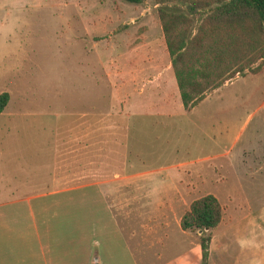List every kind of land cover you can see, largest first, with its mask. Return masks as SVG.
Returning <instances> with one entry per match:
<instances>
[{"label": "rangeland", "instance_id": "rangeland-1", "mask_svg": "<svg viewBox=\"0 0 264 264\" xmlns=\"http://www.w3.org/2000/svg\"><path fill=\"white\" fill-rule=\"evenodd\" d=\"M163 1L169 12L190 19L188 27L178 25L188 37L200 25L209 28L204 16L215 4H205L212 0H196L194 14L189 9L193 0ZM159 6L156 0H0V93L8 95L0 113V166L3 163L2 169L9 172L4 176L10 183H27L34 191L50 187L53 176L55 186L69 187L111 177V166L113 171L124 167L139 171L195 160L223 145H203L200 132L217 135L222 123L227 126L224 136L239 131L252 141L264 133V58L250 63L259 67L254 73L244 69L224 77L193 109L198 101L182 107L181 115L161 116L157 125L125 124L126 98L141 87L142 80L137 82L136 76L169 61L157 16ZM143 11L151 28L156 26L153 36L158 40H152L151 47L141 46L140 29L131 27ZM143 53H155L156 61L149 62L148 57L142 62ZM133 54L139 58L131 60ZM189 56L191 79L197 85L205 83L207 74L212 76L216 66L213 63L207 69V64L215 56L221 63L229 60V53L222 51L197 54L195 49ZM205 110L212 116L208 127L192 126L194 113ZM193 165L205 169L204 162ZM236 170L237 166L232 168L227 182L234 181ZM164 173L166 180L186 183L182 205L167 208L178 215L185 202L201 194L193 189L189 173L175 175L172 168ZM23 190L17 187L13 193Z\"/></svg>", "mask_w": 264, "mask_h": 264}, {"label": "crops", "instance_id": "crops-1", "mask_svg": "<svg viewBox=\"0 0 264 264\" xmlns=\"http://www.w3.org/2000/svg\"><path fill=\"white\" fill-rule=\"evenodd\" d=\"M142 14L131 27L140 29V45L151 47V41L158 40L153 36L156 26L152 32L147 14ZM148 57L156 61L155 53H143L139 59L145 62ZM138 77L141 87L126 98L127 126L157 125L161 116L182 114L169 61L162 68L144 69ZM194 114L191 125L196 128L212 121L206 110ZM226 128L222 123L217 135L200 131L202 144L223 145L195 160L139 171H113L111 166V177L69 187L55 186L52 176L50 187L32 191L27 183H10L2 163L0 264H199V231L179 226L182 213L199 196L185 202L178 215L170 213L169 205H182L186 183L166 180L163 172L168 168L176 169L175 175L189 173L193 189L200 196L213 195L219 203L220 219L210 232L206 264H264V133L251 141L239 131L224 136ZM197 162H204L205 169L194 167ZM236 166L234 181L227 182ZM123 173L129 176H119ZM205 182L212 186L205 188ZM17 187L25 190L16 195Z\"/></svg>", "mask_w": 264, "mask_h": 264}, {"label": "trees", "instance_id": "trees-1", "mask_svg": "<svg viewBox=\"0 0 264 264\" xmlns=\"http://www.w3.org/2000/svg\"><path fill=\"white\" fill-rule=\"evenodd\" d=\"M136 2L137 0H127ZM161 6L157 9L162 35L169 57V63L181 105L184 109L192 106L203 98L206 91L212 90L222 84L224 77L228 78L232 73H239L244 69L254 73L259 67H250V63L256 58H264V0H212L215 4L210 7L209 15L204 16L205 25H200L196 32L188 37L186 30H180L178 25L190 24V19L185 15L169 12L163 0H156ZM198 1H191L190 14H194ZM204 5V4H203ZM203 20V21H204ZM241 48L245 53L241 54ZM262 48L260 53H256ZM197 54L210 52L220 55L229 53V60L218 62V57L207 64L209 69L213 63L212 76H205V83L197 85L191 79V65L189 54L193 50ZM240 53L238 58L234 57ZM246 58H249L245 60ZM196 59L193 63L196 64ZM229 75V76H228ZM6 92L0 93V111L7 103ZM221 209L216 198L211 194H205L192 200L187 210L181 215L179 226L182 230L199 231L198 243L201 252L199 264H206L207 245L211 230L220 219Z\"/></svg>", "mask_w": 264, "mask_h": 264}]
</instances>
